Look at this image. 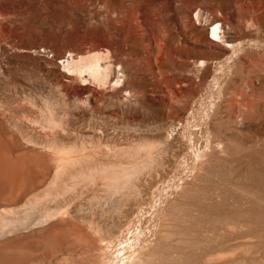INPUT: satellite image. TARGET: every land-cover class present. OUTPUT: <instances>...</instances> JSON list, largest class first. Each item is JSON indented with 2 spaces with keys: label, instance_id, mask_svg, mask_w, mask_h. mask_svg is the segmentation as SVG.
Listing matches in <instances>:
<instances>
[{
  "label": "bare ground",
  "instance_id": "1",
  "mask_svg": "<svg viewBox=\"0 0 264 264\" xmlns=\"http://www.w3.org/2000/svg\"><path fill=\"white\" fill-rule=\"evenodd\" d=\"M207 14L197 10L196 21ZM227 33L218 20L208 36L237 50L240 44ZM40 50L48 57L38 66L43 90L24 96L32 116L9 121L28 144L51 154L55 168L48 183L24 199L38 171L22 153L6 166L12 140L1 128L0 240L71 217L87 224L89 236L80 232L76 239L96 248L90 260L97 264H240L238 253L249 247L218 243L231 242L253 222L249 215L251 222L236 220V211L223 214L225 184L264 201L260 187L241 186L264 177L246 165L240 170L252 161L241 146L264 129V97L256 98L253 85L252 93L236 97L231 90L239 77L229 62L225 78L216 74L214 65L224 64L217 57L166 50L123 55L108 44L79 54ZM6 75L10 71L0 68L2 117L3 107L17 100V92L4 89ZM87 131L95 140L81 138ZM28 255L24 246H0V264H21Z\"/></svg>",
  "mask_w": 264,
  "mask_h": 264
},
{
  "label": "rangeland",
  "instance_id": "2",
  "mask_svg": "<svg viewBox=\"0 0 264 264\" xmlns=\"http://www.w3.org/2000/svg\"><path fill=\"white\" fill-rule=\"evenodd\" d=\"M199 9L203 13L208 12L209 15L207 14V17L203 15L196 21L195 13ZM212 15L214 19L209 21ZM218 20L222 23V29L228 32V40L240 44L237 50L228 47L222 41L209 39L208 32L212 24ZM213 42L220 44L218 46ZM101 44H108L118 54L123 55L129 52L166 50L192 56L217 57L218 62L224 64L214 65L216 74L225 78L228 72L226 64L229 62L233 65L234 75L239 77L237 88L231 90L236 97L244 90L252 93L249 90L251 84L256 98L264 97V0H0V49H2L0 68L10 71V75H6L7 85L4 89L17 92V97H14L17 100L3 107L5 112L3 117L0 110V141L3 129L5 136H14L11 144L15 145L18 152L25 149V140L10 125L9 120L16 118L28 121L32 116L26 111L29 109V104L24 96L33 88L34 91L39 88L40 91L43 90L38 66L48 57L43 55L40 49L48 48V51L51 50L50 55L67 51L79 54L88 47ZM231 77L230 73V77L226 79L229 80ZM214 89L217 91L218 85H215ZM5 96L10 98L9 95ZM215 97L216 95L211 96L208 101L216 100ZM261 126L264 127V124ZM81 138L88 142L95 140L90 131L85 132ZM249 138L253 139V142H249L248 146H241L240 153L244 155V151L249 150L245 151V156L248 154L247 160L252 161H243L244 165L240 170L243 168L242 172H244L246 165V168L251 169L253 173L259 172L264 176V129L258 132L254 130ZM33 149L34 156L39 155L47 160L51 157V154L45 150ZM49 168V178L43 183L52 176L54 164ZM256 179L252 180L254 183L245 180L241 186L252 189L260 187L258 190L261 189L264 195V179L260 181L258 177ZM227 186L224 185L227 196H225L223 214L236 211L235 217L234 214L232 216L237 217L240 222L246 223L248 216L245 215H249L251 217L249 220L253 222L247 219L252 224L246 223L247 227L244 225L243 228L238 229L231 236L235 241L222 240L218 244L226 247L228 243L238 247L247 246L249 247L246 250L247 254L243 249L240 250L243 251L242 253H238L241 256L240 264H262L264 262V201L261 202L256 197L253 199L252 195L244 193L239 187H235L234 190ZM229 189H232L233 193ZM230 192L234 198L232 197V204L228 205L229 200L231 201ZM249 225L250 229H248ZM65 229L66 231H63ZM80 232L89 236L86 223L71 217L57 218L46 226L1 239L0 246L5 248L24 246L29 255L21 264H97L90 260L94 257L96 248L77 241L76 234ZM235 235L238 238H234ZM64 256H69L67 263ZM243 256L249 258L245 259Z\"/></svg>",
  "mask_w": 264,
  "mask_h": 264
},
{
  "label": "crops",
  "instance_id": "3",
  "mask_svg": "<svg viewBox=\"0 0 264 264\" xmlns=\"http://www.w3.org/2000/svg\"><path fill=\"white\" fill-rule=\"evenodd\" d=\"M6 136L9 137L10 139H13L14 138V136H9V135H6ZM25 143H26L25 149L22 150V151H20V152L17 151V149L15 148V145H13V144L10 143L9 144V148L7 149L8 150L9 157L7 158V161H6L7 162L6 163V166L7 167L10 166L9 163L14 165L15 164V161L18 159L17 158L18 157L17 155L22 153L23 156H24V158H25V161L27 163H30V164L33 163L32 167L35 168V169H37V171H38V177L36 179V182H33V180L30 177V181H29L28 184H29V186H31V188L28 189V191L25 193L24 197H26L28 194L32 193L33 191H36L37 189L41 188L42 186H44V185H46L48 183L49 179H48L47 182H45V183H43V182L47 178H49V170H50L49 167L53 164L51 162V159L50 158L47 160L44 157L39 156V155H35L34 156V154H33V150L34 149L33 148H40V149L44 150L43 148L38 147V146H34V145H30L26 141H25Z\"/></svg>",
  "mask_w": 264,
  "mask_h": 264
}]
</instances>
